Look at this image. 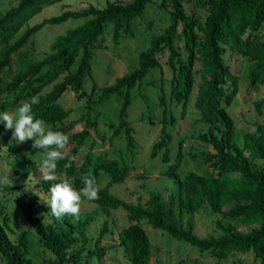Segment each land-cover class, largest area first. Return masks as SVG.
<instances>
[{"label":"trees","instance_id":"obj_1","mask_svg":"<svg viewBox=\"0 0 264 264\" xmlns=\"http://www.w3.org/2000/svg\"><path fill=\"white\" fill-rule=\"evenodd\" d=\"M55 1L17 0L0 11V112L4 106H20L36 97L38 103L32 106L36 118L45 120L53 130L69 135L65 151L75 158L58 162L56 181L41 178L36 185L50 197L51 186L63 179H68L79 190L84 186V175H91L98 182L100 171L108 172L110 178L106 185L98 188V198L94 201L107 213L110 208L125 209L129 223L119 230L118 237L131 264H144L150 250V238L142 219L199 250H207L216 259L194 264H220L219 260L235 250H252L260 264H264V126L246 131L243 143L239 144L234 139V119L227 109L238 92L240 80V73L230 62L231 56L239 53L248 59L249 85L264 82V0H160L159 5L169 12V23L151 38L148 47L138 52L137 65L112 83L101 86L97 98L92 97L96 83L91 92H87L84 80L92 74L96 49L105 46L106 27L110 24L114 42L121 36L133 35L134 20L143 15L153 0H107L103 6L90 3L80 9L65 8L25 26L19 33L29 18ZM196 7L206 9L203 16L196 14ZM79 16L86 17L84 22L57 35L41 57L30 55L31 48L26 45L41 26ZM164 51H167L166 62L170 68V101L181 105L182 115L196 87L194 105L199 117L208 122L207 130L199 137L212 148L200 153L212 171L207 175L195 170L181 172V140L170 160L173 134L166 123L176 116L166 106L162 93L159 137L152 142L150 154L153 157L160 153V159L167 161L163 171L176 182L178 191L164 197L161 191L154 189L144 203L130 202L109 189L112 182L124 179L129 173L130 166L124 155L112 157L93 150L96 138L91 137V129L98 116L91 113L92 103L115 95L119 107L111 136L123 133L126 147L131 151L135 146L134 128L127 117L134 96L132 89H139L143 80L152 82L146 75L153 68H161L159 54ZM65 90H71L78 98L85 97V110L80 116L83 125L75 130L72 128L76 119L70 120L69 109L59 102ZM8 95L12 97L4 98ZM141 96L147 99L143 92ZM257 107L262 111L260 101ZM4 126L0 123V135L5 139L14 165L21 169L19 181L23 182L31 173L35 174L37 165L17 147L12 140V130L5 132ZM89 138L91 142L82 150ZM39 152L44 157L43 151ZM190 154L196 156L195 151ZM44 206L50 210L48 204ZM204 207L219 214L215 220L218 234L201 236L195 231L194 214ZM25 214L29 229L34 230L50 253L57 254L65 264L80 263L82 248L73 245L79 238L86 239V225L94 218L96 210L81 212L79 218L65 216L62 219L50 212L47 215L50 220L31 210ZM6 220L4 214L0 220V252L7 264H33L27 255L29 229L22 230L12 240L5 229ZM104 230L105 224L97 241ZM103 251L104 247L96 242L95 255L100 257Z\"/></svg>","mask_w":264,"mask_h":264},{"label":"rangeland","instance_id":"obj_2","mask_svg":"<svg viewBox=\"0 0 264 264\" xmlns=\"http://www.w3.org/2000/svg\"><path fill=\"white\" fill-rule=\"evenodd\" d=\"M17 0H0V11L4 10L8 4H13ZM107 0H57L45 5L39 12L29 18L20 29L41 21L43 18L60 13L65 8L80 9L90 3L103 6ZM128 1V0H121ZM160 0H153L147 5L143 15L133 22V35H124L114 42L111 38L110 24L105 29V46L96 49L92 58V74L84 80V88L91 92L92 85L96 83L92 97L97 98L101 86L112 83L117 76L132 69L137 65L138 52L150 45L151 38L160 33L169 23V12L167 8L159 5ZM188 3V2H187ZM190 7V6H189ZM196 14L201 17L204 15L205 8H194ZM86 19L85 16L68 17L66 20L54 24H44L32 36L26 47L31 48L30 55L39 58L44 51L49 49L53 39L65 32L68 28L81 24ZM228 52L225 56L228 57ZM167 51L159 54L161 68H153L150 74L146 75L152 82L143 80L138 88H133L134 94L132 103L128 108V119L134 128L135 146L128 151L126 140L123 133L111 136L114 122H117V112L119 100L115 95L105 98L102 102L92 104V114L97 113V122L94 129H91L92 138L95 137L93 150L95 152L107 153L112 157L124 155L128 161L130 170L128 175L117 182L109 185L111 192L120 198L130 202L144 203L150 191L159 190L164 197L171 192L178 191L176 182L164 173L167 161L157 156H151L150 146L159 137L161 126L162 108L161 94L165 96V103L168 109L171 108L176 119H170L166 127L173 134L169 145V157L173 159L179 140L181 143V161L179 170H195L202 174H210L212 169L201 157V150H211V146L201 140L199 134L208 128V122L199 117L194 105L196 87L191 94L187 109L184 115L181 114V105L170 101L169 97V78L170 68L166 62ZM234 70L240 73L238 92L228 105L227 109L235 122L234 139L237 143H243V135L246 131H252L258 125L264 126V82H256L249 85L248 65L246 57L236 53L230 58ZM143 92L147 99L141 96ZM11 98L12 95L4 98ZM260 101L262 111H259L257 102ZM66 108L69 109L68 118L76 119L72 130L78 129L83 125L80 117L83 113L85 97H76L71 90H65L59 98ZM19 105L4 106L2 111L15 114ZM151 120V122L149 121ZM112 122V123H111ZM4 131L9 130L3 127ZM92 138L85 143L82 150L86 148ZM15 144L18 148L25 151L33 158L37 165L35 174L31 173L29 179L21 182L19 177L21 169L13 163V157L5 142L0 135V220L3 215H7V225L5 229L12 240H15L20 232L28 227L26 211L31 210L35 215H46L48 220L50 210L44 205L50 199L49 194L44 192L36 185V181L42 178L39 164L44 158L38 149H33V141L23 144ZM190 151H195L196 156L191 157ZM7 177V181L4 178ZM110 174L101 170L98 176V188L106 185ZM96 210L94 218L86 225V239L79 238L73 245L75 248H82L79 264H131L123 246L119 242V230L129 223L126 211L122 207L110 208L109 213L100 210L94 200L84 199L81 212ZM219 216L208 207L198 210L194 214V229L201 235L218 234L219 229L215 225V220ZM142 225L150 238V250L145 258L144 264H194L216 261L207 250H199L189 242L177 239L169 235L161 228L153 227L145 219L141 220ZM106 225L100 239L97 241L100 229ZM246 228L248 226L242 225ZM102 245L104 251L98 257L93 252L95 243ZM27 255L33 264H52L47 258L51 254L49 249L42 245L34 230L27 232ZM60 264L65 261L60 260ZM220 264H260L259 259L255 258L252 250L231 251L227 257L219 260ZM0 264H7L5 257L0 252Z\"/></svg>","mask_w":264,"mask_h":264},{"label":"clouds","instance_id":"obj_3","mask_svg":"<svg viewBox=\"0 0 264 264\" xmlns=\"http://www.w3.org/2000/svg\"><path fill=\"white\" fill-rule=\"evenodd\" d=\"M36 103H38V99L33 97L30 102H22L15 114L8 111L0 112V123L5 125L6 130H12V140H15L17 144L31 140L33 149L43 151L44 158L39 164L42 178L44 181H56L58 162L75 159L65 151L70 137L62 131L53 130L42 118H36L32 107ZM4 181H7V177L4 178ZM82 183L84 186L79 190L74 188L68 179H63L51 186L50 199L46 203L54 217L57 219H62L65 216L79 218L84 199L95 200L98 198V186L93 176L84 175Z\"/></svg>","mask_w":264,"mask_h":264},{"label":"water","instance_id":"obj_4","mask_svg":"<svg viewBox=\"0 0 264 264\" xmlns=\"http://www.w3.org/2000/svg\"><path fill=\"white\" fill-rule=\"evenodd\" d=\"M53 257H54V259H53ZM47 260H48V262H50V263H52V264H60L61 263V259H60V257L57 255V254H55V253H51L49 256H48V258H47Z\"/></svg>","mask_w":264,"mask_h":264}]
</instances>
